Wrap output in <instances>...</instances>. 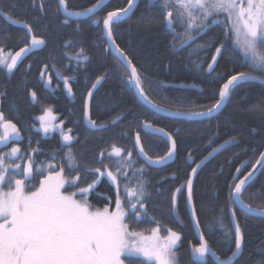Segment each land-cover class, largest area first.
<instances>
[{"label": "trees", "instance_id": "trees-1", "mask_svg": "<svg viewBox=\"0 0 264 264\" xmlns=\"http://www.w3.org/2000/svg\"><path fill=\"white\" fill-rule=\"evenodd\" d=\"M95 2L69 0L73 10H82ZM40 4L41 0H0L1 12L30 24L35 34L45 37L47 41L44 48L32 53L11 74L0 69V93H3L0 95L1 110L21 132L20 138L12 141L11 146H18L24 159L31 154L37 163L52 160L56 164H67L63 158L71 147L80 161L81 179L78 183L86 187L93 182L94 176L85 172L97 166L95 162L102 150L110 151L113 143L124 149L132 148L134 134L145 118L154 126L163 127L176 139L178 154L172 164L155 169L147 167L140 159L136 161L134 150V167L146 166L151 196L146 201L147 217H143L138 224L133 223L132 227L150 233L152 227L159 226L162 235H166L169 228L178 231L181 234L179 264H196L194 258H190L189 245L198 241L187 212L185 190L177 194V207L174 210L171 194L175 188L186 183L192 167L206 157L212 147L232 140L198 171L193 181V206L202 226L201 231L205 230L204 226L218 220L221 214L226 228H231L230 242L224 238V229L218 224L206 236L221 259L235 251V234L229 219L231 207L236 212V222L241 226L243 237L241 255L233 264H264V217L245 214L228 204V186L236 168L243 161H249L242 170L246 174L264 150V85L250 82L240 87L225 103L222 111L208 120H175L153 114L126 90L123 69H118L112 56L105 52L106 45L99 39L97 28L89 20L81 21L77 30L75 21L67 25L61 23L62 16L56 13L57 0H43V15ZM126 4L127 0H110L98 15L102 20L107 11ZM149 5V0H139L131 15L115 28L114 39L155 85V91L149 89L154 102L172 110H206L218 98V85L222 80L242 70V55L229 43L218 58L215 72L209 74L207 63L215 53V47L220 46V41L224 39L223 21L202 33L194 44L180 47L179 38L174 42L173 31L162 22L160 9L157 5H151V8ZM26 39L27 34L23 29L8 24L0 16V47L15 52L24 46ZM205 43L209 45L206 50L193 51L197 45ZM81 48L89 57L82 63L74 59ZM201 63L203 71L195 66ZM41 71H44L45 78L49 77V73L55 76L57 88L53 93L44 87ZM65 76L70 79L72 96L64 88L62 77ZM98 76H105V79L91 99L90 117L98 125L106 124L107 127L92 131L83 123V101ZM166 83H192L200 91L164 86ZM33 91L37 101L31 99ZM46 106H51L53 112L58 114L59 122L64 121L62 127L65 131L72 129L68 134L75 139L70 145H64L59 130L44 135L36 129L34 118L43 114ZM113 120L116 121L114 124L111 123ZM142 142L152 157L161 156L167 151V144L157 136L142 132ZM33 148L38 151L32 152ZM189 154L195 163L187 162ZM112 163L115 164V158ZM134 174L138 175L134 169L128 170L129 179H133ZM248 192L252 198L246 195L245 202L256 206L264 201V171L251 181ZM116 195L115 186L105 176L89 191L88 200L96 207L108 206L114 210ZM206 264L214 262L207 257Z\"/></svg>", "mask_w": 264, "mask_h": 264}, {"label": "snow or ice", "instance_id": "snow-or-ice-1", "mask_svg": "<svg viewBox=\"0 0 264 264\" xmlns=\"http://www.w3.org/2000/svg\"><path fill=\"white\" fill-rule=\"evenodd\" d=\"M153 3H156L161 11L162 22L173 31L174 42L179 38L180 47L194 44L202 33H206L213 24L223 20L224 39L220 41V46L215 47V53L207 63L209 74L215 72L218 57L229 43L243 57L242 70L222 80L218 85V98L206 110L171 111L154 102L149 89L155 91V85L134 63L125 49L117 44L114 30L137 7V0H127L126 6L107 11L102 20L98 15V9L104 7V0H96L82 10L71 9L69 0H57L56 13L58 16L62 15L61 23L64 25L74 20L77 30L81 18H86L96 26L99 39L106 45L105 52L112 56L118 69H123L126 90L142 107L153 114L167 113L187 119L209 118L219 112L240 87L250 82L264 85V0H150V8ZM40 11L42 15L45 14L43 0ZM20 26L27 32L24 46L15 52L0 47V69L6 70L9 74L24 58L45 47L47 43L45 37L35 34L30 24L25 22ZM208 47L207 43L197 45L193 51L206 50ZM74 59L82 63L89 57L81 48ZM195 66L201 71L204 70L202 63ZM41 78L44 79V71H41ZM62 78L64 88L68 95L72 96L70 79L66 76ZM103 79L105 76L96 78L83 101V116L91 129L107 127L106 124L98 125L96 120L89 117L90 101ZM51 83L49 77L45 84L48 86ZM30 95L33 101H37L34 91ZM36 119L40 121L39 130L45 134L59 130L64 145H70L75 139L68 134L72 129L67 131L63 129V120L55 122L57 116L51 106L44 107L43 114ZM115 122L113 120L111 123ZM144 130H151L153 135L165 139L168 145L165 155L153 158L146 151L142 142ZM20 136L21 132L17 125L0 110V145L7 144L9 140H18ZM231 142L232 140L225 141L212 147L208 155L192 167L191 174L186 180L189 206L193 204L192 176L197 174L206 160ZM134 150L136 161L142 158L146 165L151 166H163L178 154L174 136L163 127L154 126L147 118L141 121L140 129L136 130L132 148L124 149L113 143L110 151L100 152V158L95 162L97 166L90 167L85 172L86 175L94 176L93 182L88 183L86 187L78 183L81 179L80 161L73 154L71 147L63 158L67 160V164H56L52 160L37 163L31 154L24 159L18 146L11 147L9 152H0V264H130L126 262L127 257L142 258L137 259L135 264H179L181 234L178 231L169 228L167 234L162 235L160 227L157 226L150 229V234H145L144 231H137L132 227L133 223L138 224L143 217H147L146 201L151 196L146 166L141 165L138 169L134 167L136 163L133 159ZM37 151V148L32 149V152ZM253 154L255 155V150ZM21 160L24 161L23 164L17 162ZM187 162L195 163L191 154ZM248 163L249 161H243L235 170L236 175H233L228 186V204L238 205L239 209L246 213L264 216V201L256 206L245 202L246 195L252 198V194L248 192L251 181L258 172L264 171V152L259 153L251 170L244 174L242 170ZM129 169H134V173L138 175L134 174L133 179H129ZM105 176L116 188L114 210H110L108 206L96 207L88 200L89 191ZM184 187L185 185L181 184L171 194L173 210L177 207V193H181ZM229 212L230 222L235 225L236 250L227 258L221 259L213 251L206 236L210 235L211 230L218 224L224 229V238L230 242L231 228H226L221 214L218 220L204 226L205 230L201 231L198 214L192 207L191 219L199 241L196 244L190 243L189 247L190 258H194L196 264H206L209 254L214 264H232L233 258L241 250L243 239L241 226L236 222V212L232 211L231 207Z\"/></svg>", "mask_w": 264, "mask_h": 264}, {"label": "water", "instance_id": "water-1", "mask_svg": "<svg viewBox=\"0 0 264 264\" xmlns=\"http://www.w3.org/2000/svg\"><path fill=\"white\" fill-rule=\"evenodd\" d=\"M110 0H104V7L108 4V2H109ZM138 1L139 0H137V4H138ZM104 7H102V8H104ZM101 8V9H102ZM101 9H98V12L101 10ZM135 9V8H134ZM133 9V10H134ZM0 16L8 23V24H10V25H12V26H15V27H18V28H22L20 25L21 24H23V22H21V21H17V20H15V19H13V18H11V17H9V16H7L6 14H4V13H2L1 11H0ZM86 18H81V20H85ZM12 21H17L18 23H12ZM74 21V20H73ZM22 29H24V28H22ZM25 30V29H24ZM26 31V30H25ZM42 49V48H41ZM40 50V49H39ZM30 55V54H29ZM28 55V56H29ZM25 59V58H24ZM23 59V60H24ZM256 83H258V82H256ZM165 86H172V87H175V88H184V89H194V90H197V91H199L200 89L198 88V87H196V86H194V85H192V84H185V83H177V84H171V85H168V84H165ZM87 95V94H86ZM89 106H90V104H89ZM0 110H1V102H0ZM222 110V108L219 110V112ZM219 112H216V113H214L212 116H214V115H216L217 113H219ZM159 115H162V116H165V117H169V118H172V119H181V120H187V121H197V120H203V119H187V118H182V117H174V116H171V115H168L167 113H159ZM89 117H90V113H89ZM210 118V117H209ZM204 119H207V118H204ZM83 122H84V125L89 129V130H92V131H99V130H103L104 128H101V127H98L97 129H91V128H89V126H88V124H87V121L84 119V116H83ZM141 127V126H140ZM144 133H148V134H151V135H153L152 133H151V130H144L143 131ZM165 140V139H164ZM10 142H11V140H9V142L7 143V144H5V145H0V150L1 149H3V148H6L7 146H9V144H10ZM133 142H134V139H133ZM264 152V151H263ZM214 156V155H213ZM176 157V156H175ZM175 157H174V159L172 160V161H169V162H167L165 165H163V166H151V165H147V166H149V167H151V168H162V167H165V166H167V165H169V164H171V163H173L174 162V160H175ZM212 158V157H211ZM211 158H209L208 160H210ZM140 160L141 161H143V159L142 158H140ZM208 160H206L205 161V163L208 161ZM145 164H146V162L145 161H143ZM205 163L201 166V167H203L204 165H205ZM190 164H192V163H190ZM257 167H259V166H257ZM200 169H198V171H199ZM259 173V172H258ZM258 173L255 175V177L258 175ZM190 174H191V172H190ZM189 174V175H190ZM236 175V174H235ZM195 176H196V174L195 175H193L192 176V179L194 180V178H195ZM254 177V178H255ZM253 178V179H254ZM186 205H187V211H188V214H189V218H190V222H191V224H192V228H193V231H194V233H195V236H196V238H197V240L199 241V236H198V234H197V232H196V230H195V228H194V222L192 221V219H191V210H192V207H193V204H192V206H189L188 204H187V187H186ZM236 207L239 209V206L238 205H236ZM240 211H242L243 213H245V214H248V215H251V216H255V217H264V216H262V215H258V214H254V213H246V212H244L243 210H241V209H239ZM233 211V210H232ZM229 216H230V212H229ZM232 224V223H231ZM232 228H233V231H234V234H235V225L234 224H232ZM242 246H243V241H242ZM236 250V249H235ZM241 252H242V248H241V250L237 253V255H236V257H234L233 258V260H232V264L240 257V255H241ZM209 258H211V260L214 262V260H213V258L211 257V255L209 254V256H208Z\"/></svg>", "mask_w": 264, "mask_h": 264}, {"label": "flooded vegetation", "instance_id": "flooded-vegetation-1", "mask_svg": "<svg viewBox=\"0 0 264 264\" xmlns=\"http://www.w3.org/2000/svg\"><path fill=\"white\" fill-rule=\"evenodd\" d=\"M149 3H150V0H149ZM186 46V45H185ZM31 55V54H30ZM29 55V56H30ZM28 56V57H29ZM28 57H26L20 64H18L20 67L22 66V64L28 59ZM19 67V68H20ZM18 68V69H19ZM49 77H51V80H52V83L50 84V85H48V86H46V84H45V81L49 78ZM49 77L48 78H45L46 80L44 81V87L45 88H47V90L50 92V93H53L54 91H55V89L57 88V85H56V79H55V76L52 74V73H49ZM53 77V78H52ZM0 152H4V151H0ZM20 155H21V153H20ZM17 162H20L21 164H23V160H21V161H17ZM37 183H38V180H37ZM99 195V194H98Z\"/></svg>", "mask_w": 264, "mask_h": 264}, {"label": "rangeland", "instance_id": "rangeland-1", "mask_svg": "<svg viewBox=\"0 0 264 264\" xmlns=\"http://www.w3.org/2000/svg\"><path fill=\"white\" fill-rule=\"evenodd\" d=\"M46 79H45V77H44V79H42V81H43V83H44V81H45ZM56 116H57V120L55 121L56 123H58L59 121H58V118H59V116H58V114H56ZM34 120H35V122H36V129L38 128V130H39V127H40V121L39 120H37L36 118H34ZM42 132V131H41ZM42 134H45V133H43L42 132ZM49 134V133H48ZM46 135V134H45ZM4 152H9V150L8 151H4ZM145 234H150V233H145ZM126 259V262H130V264H135V260L136 259H140V260H142V258H137V257H127V258H125Z\"/></svg>", "mask_w": 264, "mask_h": 264}]
</instances>
